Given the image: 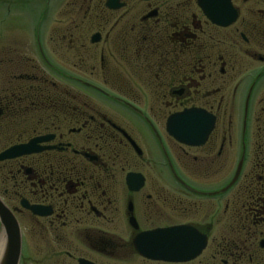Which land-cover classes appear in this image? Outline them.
Here are the masks:
<instances>
[{
    "label": "flooded vegetation",
    "instance_id": "1",
    "mask_svg": "<svg viewBox=\"0 0 264 264\" xmlns=\"http://www.w3.org/2000/svg\"><path fill=\"white\" fill-rule=\"evenodd\" d=\"M43 2L0 95L17 264H264V0Z\"/></svg>",
    "mask_w": 264,
    "mask_h": 264
},
{
    "label": "rangeland",
    "instance_id": "2",
    "mask_svg": "<svg viewBox=\"0 0 264 264\" xmlns=\"http://www.w3.org/2000/svg\"><path fill=\"white\" fill-rule=\"evenodd\" d=\"M69 1L71 0H67ZM43 3V0H0V95L8 96L10 89L7 82L12 76L18 77L26 72L40 76L41 65L36 36H40L43 29ZM64 9L67 7L64 6ZM59 14L49 18L48 27L43 33L46 38L56 34L62 26H67L72 17L71 14ZM47 49L53 51L50 45ZM21 57L30 62L23 65ZM10 60L15 61V64L9 66ZM31 66L34 68L27 70V67Z\"/></svg>",
    "mask_w": 264,
    "mask_h": 264
},
{
    "label": "water",
    "instance_id": "3",
    "mask_svg": "<svg viewBox=\"0 0 264 264\" xmlns=\"http://www.w3.org/2000/svg\"><path fill=\"white\" fill-rule=\"evenodd\" d=\"M229 0H224L223 7L224 11L228 16L225 18L219 19V21H215L220 25H228L234 19V14L230 11ZM214 22V21H212ZM214 22V23H215ZM169 129L170 134L175 136L178 141H185V136L183 132L173 131L174 126L177 124L176 119H172L169 121ZM29 147H32V144L20 145L8 148L0 153V161L5 159H11L14 157H18L24 154H28L31 152ZM33 148V147H32ZM0 225L2 232L5 236L4 245L2 248V252L0 255V264H17L18 258L20 254V236L18 232L17 224L8 210L0 201Z\"/></svg>",
    "mask_w": 264,
    "mask_h": 264
},
{
    "label": "bare ground",
    "instance_id": "4",
    "mask_svg": "<svg viewBox=\"0 0 264 264\" xmlns=\"http://www.w3.org/2000/svg\"><path fill=\"white\" fill-rule=\"evenodd\" d=\"M3 245H4V238H3V236H1L0 237V255H1V252H2Z\"/></svg>",
    "mask_w": 264,
    "mask_h": 264
}]
</instances>
